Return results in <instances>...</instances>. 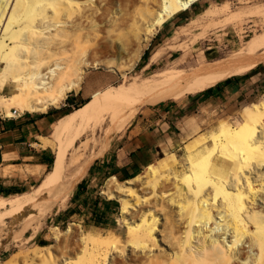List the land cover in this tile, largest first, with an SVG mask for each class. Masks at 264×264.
Instances as JSON below:
<instances>
[{
  "label": "rangeland",
  "instance_id": "374dc122",
  "mask_svg": "<svg viewBox=\"0 0 264 264\" xmlns=\"http://www.w3.org/2000/svg\"><path fill=\"white\" fill-rule=\"evenodd\" d=\"M159 2L160 0H106L101 5V14L97 15L96 20L98 23L107 22V25L109 24L110 26L109 28L111 30L114 28L115 35L121 39L125 49L121 60L111 61L112 54L99 42L100 37L92 38L87 35L84 36V32L81 33L82 36L78 33L77 35L74 34L75 32H71L72 34H68V32L64 33L65 39H68L67 41L64 39L68 47L65 43L66 47L64 46V49H66L63 54H58L60 57H57L59 58V62L62 61V64L58 62L59 68H55L54 74L55 72H57L56 74H62L63 72L65 78L69 79L75 70L70 72L71 68L75 66V68H82L84 73L82 74L80 88L74 93L77 95L75 103L92 100L96 96L104 95V93L116 86H129L134 82L151 79L164 70L186 68L195 62L199 64L210 63L212 60L220 59L222 56L228 55L242 47L256 35L264 33V14L261 11L251 16L240 12L243 10L245 12L249 8L264 6V0H201L193 4L187 11L177 15L176 19L175 17L170 19L166 25L152 33L145 41H142L144 33L149 24L152 23L156 15L155 12H157V8L160 6ZM223 5L224 7L221 8ZM149 10L151 12H148ZM211 11L217 12L211 14L213 13ZM100 15L101 17L104 16L102 18L105 19L102 20ZM233 15L237 16L234 17ZM238 16L239 20H237ZM233 17L234 20L232 19ZM241 17L246 19H241ZM67 34L71 38H68ZM71 42L72 46H74L73 42H77V44L81 43L77 50L74 48L76 52L78 51L77 53L74 52L75 50L73 51ZM137 42L140 46L136 44ZM84 43H87L85 44L86 47ZM80 46H84L86 51L82 50L83 48H80ZM136 46H139L138 52H136L138 48ZM105 48L106 50L104 51ZM158 50H160L161 56L154 63L148 65L147 69H144V66L149 63L151 55ZM78 53L81 56L84 53L86 56L83 55L81 58ZM66 55L69 57L65 59ZM71 59L74 63L73 65L71 64L72 66H68L70 62L67 61H71ZM82 60L84 62L88 61V64L82 63ZM60 64L62 67H60ZM0 66L3 67V65ZM64 67H67V69ZM230 78H236L235 80H237L233 92L224 93L223 95L218 94L203 102L200 106H198V103L201 101V96L206 99L204 95L208 94L206 91L198 94L181 92H159L154 94L142 107H139L131 122L120 133L113 136L108 146L101 151L99 147L107 139L106 133L109 126V123L102 117L104 111L101 112L98 109L92 114L91 118L83 121L78 126V131H81V134L76 137L74 136L72 144L67 149L69 150L68 155H71L82 141L89 140L90 149L84 158L88 166L86 171L66 196H64L65 201L50 199V205L48 204L50 207L47 205L48 210H44L43 205L46 202V197L44 196L38 201V205H30L31 207H36L34 210L29 211L32 213L30 218L26 214L15 219L0 220V264L13 259L16 261L18 259L23 260L25 252H33L37 249L46 250L47 248L49 249H47L49 253H44L41 264H66L68 261L72 262V264H86L92 256L96 258L98 264H142L141 261L145 260V263L149 257H152L153 261L156 258L155 261H158L160 264L161 262L162 264H178V261L176 263L174 259L175 263H173L171 258L174 248L170 246L169 240L172 238L176 239L179 235L180 238L178 237L177 241L185 243L187 242L185 238H188L187 236L189 238L193 237L194 232L191 230L189 235L186 234L188 228L184 227L185 222L180 216L179 207L177 208L178 204L169 199V193L174 192L176 189L181 193L183 190L184 193L182 191V194L185 195L188 192L187 195L189 197L190 184L192 187L196 185L195 180L193 181L191 176H189L191 172V159L194 161L202 160L209 153L213 146L210 142L211 138L218 133L221 123L241 125L245 122L242 114L243 108L249 105L252 106V104H260L264 101V62L259 63L246 74ZM220 86L221 82L213 88L214 90L215 88L219 89ZM15 93V86L11 82H6L5 84L0 82V113L3 116H10L12 111L16 110L21 114L22 118H25V116H29L28 114L31 113L20 111L18 103L12 97ZM187 103L191 105L188 107ZM146 104L156 106H145ZM63 106L65 107L64 101L59 108H49L48 112H60L59 110ZM158 106L175 108L170 116V120L167 119L169 123L173 122V125L170 123L169 128V134L172 139L162 143L158 148H154L152 161L139 170L132 178L121 180L116 178L119 182H125L133 179L139 173L144 175L138 182L131 183L130 187L133 193L129 191L122 194L124 197L120 196L128 206V213L126 212L125 216H123L119 208L121 206L120 203L115 199L108 200L103 195L107 182L113 177L108 175V168L110 166L107 163V160L110 161L112 158L110 157L111 152L107 151L105 153V151L112 144L113 140L123 136L135 127L141 129L149 128L150 122L156 115H153L152 111ZM70 109L71 111L74 110L72 107ZM40 114L35 113L33 115L38 116ZM62 115L61 112L56 114L52 119L53 122L50 127L41 134L42 137L53 144L58 142L57 137L54 135V125L60 120ZM69 115L62 119H67ZM30 142L33 143L34 150L25 154L31 155V158L17 159L15 162L17 166L8 167L9 171H12V177L4 179L7 182L19 184L22 192L16 195H0L1 197H15L33 193L47 173H50L57 166H59V169L56 171L53 185H56L60 180L59 171L63 169L61 165L64 159L59 160V157L56 158L54 149H50L52 158L53 152L55 154L52 166L43 167V174L40 175L30 172V170H35V165L39 163L35 158L38 151L35 150L42 149L37 146V144L40 145L41 143L40 137L36 139L31 138ZM22 147L25 150L27 149L25 152H28L29 146L25 145ZM230 161L229 158L216 155L213 158L211 171L213 174L229 180L230 171H235L237 167L236 163L232 165ZM252 161L254 162H250L249 164L250 170L257 169L256 171L258 172L264 171V165H261V161ZM149 165L154 167L156 174L146 170V167ZM244 170V172H249L248 168H244ZM46 171L47 173L44 175ZM76 172L77 170L67 165L62 183L65 184ZM187 175L189 176V180ZM83 180L85 181L84 188L72 200L77 184ZM187 181L188 184L191 182L188 190L185 188V186H188ZM155 182L158 184L157 188L151 186ZM160 183L161 186H159ZM231 183L232 181L229 183L230 186H232ZM209 194L211 195L210 192ZM260 198H264V194H259L258 198L260 209H264V204H262L264 203V199ZM101 199L116 201L119 207L116 211L108 212L103 219V225L96 227L92 224L89 213L94 209L93 206H96V204L97 207L95 209L100 210V207H102ZM70 210H74L77 213L74 215L68 214ZM145 219L148 222L154 220L152 223H155L154 230L157 240L154 243L149 241L147 244H144L145 247H142L139 240L135 239L136 236L129 231V226L132 225L134 228V226L139 225ZM127 223L129 224L127 225ZM56 231L58 232L56 233ZM89 233H92V235L100 234L102 236L107 233L115 234L117 238L114 241L116 242L114 249L106 253L104 246H97L83 239ZM229 236L231 237V235ZM230 237H228V240L231 239ZM85 242L88 246L86 247L87 249L85 248ZM242 244H244L243 248L248 251L249 249L246 247L248 243ZM138 259L140 261H137ZM218 262L221 264L220 261Z\"/></svg>",
  "mask_w": 264,
  "mask_h": 264
},
{
  "label": "bare ground",
  "instance_id": "6f19581e",
  "mask_svg": "<svg viewBox=\"0 0 264 264\" xmlns=\"http://www.w3.org/2000/svg\"><path fill=\"white\" fill-rule=\"evenodd\" d=\"M105 1L0 0V65H3V67L0 66V82L3 84L11 82L15 86L16 93L12 97L18 103L21 112L46 113L49 108H59L68 94L79 90L82 74L84 73L82 68L73 66L74 68H71L70 72L75 70L69 79L65 78L62 72L63 68L61 69L62 74H56L57 72H55L56 75L54 74L55 68H59V63L62 62H59L58 57L66 49H64L65 43L67 46L66 41L68 39H65L64 33L75 32L74 34L77 35V33L84 32V36L100 37L99 42L112 54L111 61L122 59L125 49L121 39L115 35L114 28L111 30L107 22H105L106 24L103 22L98 23L96 20L97 15L101 12L100 7ZM198 1L201 0H160V6L157 5L158 10L155 12L156 15L152 23L150 22L151 24H149L147 30L145 27L146 32L144 31L142 41H145L152 33L166 25L170 19L174 17L176 19L177 15L190 9ZM260 11L264 14V6L249 8L245 12L244 10L240 12L251 16L257 12L260 13ZM215 12L211 14H215ZM233 16L236 17L237 15ZM102 17L100 15V18ZM237 18L239 20V16ZM243 18L241 17V19ZM68 34L67 37L71 38ZM138 42L140 43V41ZM138 42L137 45H139ZM87 43H84L85 47ZM76 44L77 42H73L74 47L71 42L73 51L74 48L77 50L81 43L77 46ZM84 46H80V48L86 51ZM139 46H136L138 47L136 52H138ZM58 54L60 55L58 56ZM79 56L81 55L79 54ZM160 56V50L154 52L144 69H147L148 65L154 63ZM68 57L66 55L65 59ZM67 62H70L68 66H72L74 63L72 59ZM261 62H264V33L256 35L242 47L222 56L220 59L212 60L210 63L199 64L195 62L186 68L164 70L151 79L134 82L129 86L113 87L104 95L101 94L89 100L70 114L67 119L59 123L54 131V135L58 139L56 144L41 138L42 148L51 147L55 150L56 158L59 157V160L64 159L61 165L63 169L59 171L61 178L58 183L53 185L59 166L47 173L33 193L15 197H0V220L15 219L26 214L30 218L32 213L29 211L36 208L31 206L38 205V201L44 196L46 197L45 205H43L44 210H48L50 199L62 201L65 199L64 196L88 167L84 158L89 152L90 142L88 139L82 141L71 155H68L69 150L67 147L72 144L74 136L81 134V131H78V126L83 121L91 118L92 114L98 109L101 112L104 111L102 117L109 123L106 133L107 139L99 147L101 151L108 146L113 136L120 133L131 122L139 107H142L154 94L159 92L202 93L230 77L248 73ZM84 63L88 64V61ZM262 102L243 108L242 114L245 122L241 125L221 123L218 133L211 138L210 142L213 146L209 153L202 160L194 161L191 159L189 176L193 181L195 180L196 185L194 184L195 186L192 187L189 181L190 187L187 181L188 186H185L187 190L189 187L191 188L189 192L191 200L187 195L188 192L185 193L186 196L182 194L183 190L181 193L177 189L169 193V199L178 204L177 208L179 207L180 216L185 222L184 227L188 228L186 234L189 235L191 230L194 232V236L191 234L194 239L190 236L193 241L189 236L185 238V241H187H184L185 243H182V240V242L177 241L179 235L176 239L169 240L171 244L169 245L174 248V252L171 251V258L176 263L178 261V264H205L206 262L207 264H215V262L219 264L218 261H220L221 264H264V209H260L258 203L259 194H264V171L258 172L257 169L250 170L249 168L250 162H254L252 160L261 161V165H264V103ZM216 155L229 158L232 165L237 164L235 171H230L231 175L228 174L230 175L229 180L215 175L211 171L213 158ZM67 165L77 170V172L64 184L62 181ZM244 168H248L249 172H244L246 170ZM9 170H4L5 177L11 174L12 171ZM146 170L156 174V170L150 165L146 167ZM143 177L144 175L139 173L133 179L125 182H119L115 177H112L107 182L103 195L108 200H117L121 205L119 207L120 211L125 216L128 206L120 196L131 191V183H136ZM230 181H232V186L229 184ZM157 185V182H155L151 186L157 188ZM159 186H161V183ZM124 221L126 222V220ZM149 222L145 219L134 228L132 225L129 226V231L136 236L135 239L139 240L142 247H145L144 244L149 241L154 243L157 240L154 230L155 223ZM227 236L231 239L228 240ZM116 238L115 234L111 233L103 236L89 233L83 239L97 246H104L107 253L109 250L114 249ZM188 239L191 241H188ZM244 241L248 243V246H246L249 249L248 251L243 248L244 244L242 243H245ZM86 247H88L87 244ZM47 249L25 252L23 260L18 259L16 261L13 259L1 264H41L44 253H49V249ZM250 252L253 253H251L253 257ZM151 258H147V263H144V259L141 263L160 264L155 261L156 258H154V261ZM174 260L173 263H175ZM66 264H72V262L68 261ZM86 264H98V261L92 256Z\"/></svg>",
  "mask_w": 264,
  "mask_h": 264
},
{
  "label": "crops",
  "instance_id": "0c3cea01",
  "mask_svg": "<svg viewBox=\"0 0 264 264\" xmlns=\"http://www.w3.org/2000/svg\"><path fill=\"white\" fill-rule=\"evenodd\" d=\"M235 79L236 78H230L225 80L223 83L221 82L219 89L215 88L214 90V88H212L210 94H204L206 99L201 96V101L198 103V106H200V104L203 102L213 98L214 96H217L218 94L223 95L224 93L227 94L233 92L234 85H236L237 81ZM68 96L71 97V99H75L77 95L70 93ZM186 105L189 107L191 104L187 103ZM145 106L156 105L146 104ZM174 110L175 108H171L170 106H158L152 111V114L156 115L150 122L151 124L149 128L141 129L135 127L123 136L113 140L112 144H110L109 148L105 151V153L107 151L111 152L110 157H112L110 161L107 160V163L110 166L108 168V175H110V177L113 176L117 178L118 176L121 179L132 178L139 170L143 169L152 161L154 148L156 149L162 143L172 139L169 134V128L170 123L173 125V122L169 123L167 119L170 120V116ZM73 111L62 115L60 120L55 123L54 131L57 129L59 123L63 120L62 118L71 114ZM58 113L60 112L47 111L45 114H40L38 116L28 114L29 116H25V118L20 116L18 119L0 117V186L10 189L12 192L10 195H16L22 192V190L19 188V184H13L10 181L7 182L4 180L6 178L8 179L12 177L11 174H9L8 177H5L3 174L4 170L8 169V167L17 166L15 163L17 159H24L27 157L31 158V155L25 154L34 150L33 143L30 142V139H36L39 137L40 139L44 138L41 135L42 132L50 127L53 122L52 119ZM188 120L190 121V119ZM25 145L27 147L29 146L28 152H25L27 149L25 150L22 147ZM37 145L39 146V144ZM41 145L42 143L39 147H41ZM50 149L52 148L46 147L42 148L41 150H35L38 151L35 155V158L39 163L35 165V170H30L32 174H43V167L48 166V162L52 157ZM53 157L55 158L54 152ZM47 171L44 173V175L47 173ZM19 190L20 192L17 193Z\"/></svg>",
  "mask_w": 264,
  "mask_h": 264
},
{
  "label": "trees",
  "instance_id": "16d2710c",
  "mask_svg": "<svg viewBox=\"0 0 264 264\" xmlns=\"http://www.w3.org/2000/svg\"><path fill=\"white\" fill-rule=\"evenodd\" d=\"M235 77H237V76H235ZM206 92L208 94H210L211 93V88L207 89ZM88 101L85 100V101H81L79 103H75V99H71V97L67 96V98L65 99V107L60 108L59 111L63 115L67 114V113H69L71 111L70 107H72L75 110V109L83 106L84 104H86V102H88ZM53 162H54V157L53 158L51 157L50 161L48 162V166L53 164ZM117 179L121 180V178L118 177V176H117ZM127 179H129V178H127ZM84 185H85V181L84 180L81 181L79 184H77L76 191H75V194H74L72 200H74L77 197V195L80 193V190L84 188ZM18 192H20V190L17 191V193ZM10 193H12L10 189H6V188H3L2 186H0V195H10ZM101 204H102V207H100V210H96L95 209V207H97V204H96V206H93L94 209L91 210V212L89 213L90 218H91V222L96 227H100V226L103 225V219L106 217L108 212L116 211V210H118V207H119V204L116 201H108V200L101 199ZM76 213L77 212H75L74 210H70L68 212V214H71V215H74Z\"/></svg>",
  "mask_w": 264,
  "mask_h": 264
},
{
  "label": "built area",
  "instance_id": "2783aa9c",
  "mask_svg": "<svg viewBox=\"0 0 264 264\" xmlns=\"http://www.w3.org/2000/svg\"><path fill=\"white\" fill-rule=\"evenodd\" d=\"M21 115L20 113H18L16 110H13L12 113H11V116H6V115H0V117H4V118H13V119H16V118H19Z\"/></svg>",
  "mask_w": 264,
  "mask_h": 264
}]
</instances>
